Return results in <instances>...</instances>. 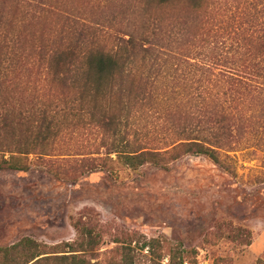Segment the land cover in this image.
I'll list each match as a JSON object with an SVG mask.
<instances>
[{
    "label": "rangeland",
    "instance_id": "374dc122",
    "mask_svg": "<svg viewBox=\"0 0 264 264\" xmlns=\"http://www.w3.org/2000/svg\"><path fill=\"white\" fill-rule=\"evenodd\" d=\"M219 1L204 0L197 12L187 5L157 11L167 31H177L188 21L187 38H171V32L165 36L167 51L198 64L213 51L219 53L218 28L225 8ZM230 1L236 6L240 0ZM139 2L0 0V100L10 98L16 105L30 99L37 105L57 101L61 92L46 80L42 64L50 50L67 44L62 29L74 30L85 21L99 26L98 42L112 46V37L132 17L139 21ZM239 52L246 60V49ZM183 68L185 72L174 75L171 68V74L160 77L153 101L133 109L129 126L120 129L134 148H163L187 136L208 138L182 133L202 88L197 83L201 74ZM210 89L216 110H227L223 83ZM239 95L230 105L232 138L221 137L220 163L183 155L175 161L165 157L167 170L151 163L131 169L115 154H106L119 137L95 124H80L63 132L54 157L31 156L26 172L0 170V249L31 238L46 246L41 250L52 251L76 241L81 236L78 225H85L101 239L94 255L102 263L119 258L113 251L120 242L133 240L135 246L154 240L148 264H258L264 260V96Z\"/></svg>",
    "mask_w": 264,
    "mask_h": 264
},
{
    "label": "trees",
    "instance_id": "16d2710c",
    "mask_svg": "<svg viewBox=\"0 0 264 264\" xmlns=\"http://www.w3.org/2000/svg\"><path fill=\"white\" fill-rule=\"evenodd\" d=\"M203 2L140 0L135 12L139 21H133L132 17L130 24L112 37V46L98 42L99 26L95 28L79 21L74 30L63 28L60 33L64 39L68 38L67 44H59L50 50L42 64L46 80L61 92L58 100L39 105L33 104L31 99L30 103L21 105H16L10 98L0 100V170L26 172L30 169L31 156L39 160L54 157L53 149L63 132L80 124H95L119 137L106 154H115L131 169L151 163L167 170L170 163L163 161L165 157L175 161L183 155H203L220 163L221 137L229 140L235 130V125L230 123L234 111L230 105L242 96H238L240 92L264 96V0H240L236 6L231 5L230 0L219 1V5H225L220 20L222 28H218L220 34L217 37L221 41V51L217 54L213 51L198 64L192 62L194 58L186 59L184 54L167 51L163 44L169 42L165 36L170 32L171 38L188 37L187 19L179 30L167 31L162 18L155 13L162 8L186 5L197 12ZM240 49H246V60L239 57ZM230 55L233 58H228ZM249 55L251 59L247 63ZM183 66L201 74L197 83L202 88L194 101L196 111L190 108L186 114L185 123L188 119L190 122L182 133L196 132L208 138L187 136L163 148H134L120 129L129 126L133 109L145 101L146 105L153 101L159 78L171 74V68L174 75L182 70L185 72ZM213 82L223 83L221 97L229 104L224 108L227 110H216L217 101L210 89ZM66 92L71 95L67 96ZM86 117L89 118L87 122ZM78 231L81 236L76 241L53 246L52 251L41 250L46 246L24 238L0 249L3 256L0 264H148L153 260L156 241L135 243L134 246V241L130 240L120 242L121 245L114 249L118 259L102 263L94 255L100 250L99 235L85 225H78ZM87 253L92 254L91 258L86 257ZM258 264H264V260H259Z\"/></svg>",
    "mask_w": 264,
    "mask_h": 264
}]
</instances>
